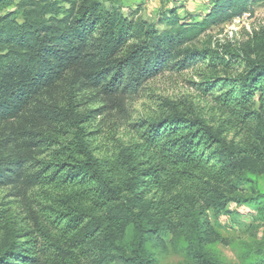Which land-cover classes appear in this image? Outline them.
Listing matches in <instances>:
<instances>
[{
	"label": "trees",
	"instance_id": "obj_1",
	"mask_svg": "<svg viewBox=\"0 0 264 264\" xmlns=\"http://www.w3.org/2000/svg\"><path fill=\"white\" fill-rule=\"evenodd\" d=\"M263 2L211 0L200 19L171 9L150 23L98 0H0V189L23 199L36 187L61 193L57 207L28 210L29 226L0 245V264H159L168 252L178 264H224L214 247L227 243L208 214L232 204L253 208L258 221L242 264H264V30L247 57L193 46ZM238 58L243 73L197 84L218 125L169 105L167 117L137 125V141L106 157L86 142L89 116L69 99L93 90L104 113H124L158 75ZM58 90L67 97H54ZM68 126L69 146L38 161L52 146L46 134Z\"/></svg>",
	"mask_w": 264,
	"mask_h": 264
},
{
	"label": "rangeland",
	"instance_id": "obj_2",
	"mask_svg": "<svg viewBox=\"0 0 264 264\" xmlns=\"http://www.w3.org/2000/svg\"><path fill=\"white\" fill-rule=\"evenodd\" d=\"M104 7L114 6L121 10L124 16L137 11L138 16L150 23L168 10H175L179 17L195 16L201 18L208 13L211 0H98ZM162 27H159L161 29ZM264 30V2L253 6V14H246L233 19L223 26L214 27L204 33L194 43L196 49L209 48L221 54L228 49L238 53L240 57L251 55L256 49L254 35L262 34ZM241 58L233 59L232 64H218L215 70L207 68V63L198 64L190 69L176 73L165 72L146 82L142 89L126 101L125 112L108 110L100 95L93 90L72 92L71 100L74 110L81 116H89L80 125L86 137L85 140L94 150L97 157L115 154L137 141L136 128L143 122H153L170 114V106L180 113L192 109L202 119L213 125L221 120L219 112L209 97H203L197 90V84L203 77H234L245 71ZM67 97L58 90L54 97ZM44 100V99H43ZM170 105V106H169ZM102 109V112L99 111ZM96 112L91 115V113ZM16 126H18L16 124ZM32 129L31 125H27ZM75 128L49 131L46 135L53 139L50 148L40 151L36 159L47 162L52 159L63 146H69L74 140ZM61 194V193H60ZM49 187H36L30 190L26 198L15 196L10 188L0 189V245L7 243L10 237L17 236V231L27 228L31 221L28 210L42 214L44 207H57L60 195ZM228 214L215 215L209 213L210 223L215 231L226 241V245H216L214 249L224 264H242L243 252L253 245L256 233L252 230L258 221L255 210L249 206H228ZM36 214V215H38ZM159 264H178L181 256L174 253L160 254Z\"/></svg>",
	"mask_w": 264,
	"mask_h": 264
}]
</instances>
